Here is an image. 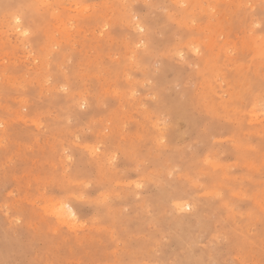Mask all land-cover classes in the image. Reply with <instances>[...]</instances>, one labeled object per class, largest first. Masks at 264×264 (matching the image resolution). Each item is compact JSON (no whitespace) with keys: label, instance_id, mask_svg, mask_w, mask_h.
Wrapping results in <instances>:
<instances>
[{"label":"rangeland","instance_id":"obj_1","mask_svg":"<svg viewBox=\"0 0 264 264\" xmlns=\"http://www.w3.org/2000/svg\"><path fill=\"white\" fill-rule=\"evenodd\" d=\"M0 75V264H264V0H0Z\"/></svg>","mask_w":264,"mask_h":264},{"label":"bare ground","instance_id":"obj_2","mask_svg":"<svg viewBox=\"0 0 264 264\" xmlns=\"http://www.w3.org/2000/svg\"><path fill=\"white\" fill-rule=\"evenodd\" d=\"M53 12V11H52ZM14 20V19H13ZM255 26V25H254ZM11 35V34H10ZM21 35V34H20ZM227 52V51H226ZM35 61V60H34ZM5 74V73H4ZM1 76V75H0ZM216 77V76H215ZM2 82V81H1ZM6 82V81H5ZM187 83V82H186ZM217 83V82H216ZM60 87V86H59ZM145 90V89H144ZM80 104V103H79ZM103 107V106H102ZM260 120V119H259ZM33 123V122H32ZM36 128V127H35ZM162 128V127H161ZM226 139V138H225ZM221 143V142H220ZM62 153V151H61ZM171 159V158H170ZM212 164V163H210ZM214 165V164H213ZM216 166V165H215ZM174 170V169H173ZM200 178V177H199ZM176 203V202H175ZM179 203V202H178ZM51 205V204H50ZM53 205V204H52ZM55 212L58 213L60 217H63L65 220L64 221H69L71 217V212H67L64 207L61 205H57ZM71 211V210H70ZM48 216V215H47ZM78 225V224H77ZM52 230V229H51Z\"/></svg>","mask_w":264,"mask_h":264},{"label":"snow or ice","instance_id":"obj_3","mask_svg":"<svg viewBox=\"0 0 264 264\" xmlns=\"http://www.w3.org/2000/svg\"><path fill=\"white\" fill-rule=\"evenodd\" d=\"M19 22H20L19 19H17V20H16V23L18 24ZM141 31H143V29H141ZM24 34L27 35L26 32H25ZM138 187H139V185H138Z\"/></svg>","mask_w":264,"mask_h":264}]
</instances>
